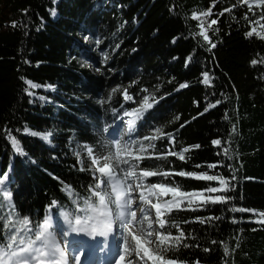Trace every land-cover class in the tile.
I'll use <instances>...</instances> for the list:
<instances>
[{"label": "trees", "instance_id": "16d2710c", "mask_svg": "<svg viewBox=\"0 0 264 264\" xmlns=\"http://www.w3.org/2000/svg\"><path fill=\"white\" fill-rule=\"evenodd\" d=\"M15 12L0 22V248L32 241L52 203L74 217L95 207V171L76 164L72 146L95 150L119 117L138 112L132 151L147 139L152 149L138 168L168 173L147 183L194 194L168 192L164 261L264 264V224L247 220V211H264V38L252 32L257 22L264 37V0H19ZM81 38L98 44L91 50ZM41 87L52 102L29 97ZM45 134L50 142L38 138ZM181 171L223 177L230 190L216 195L231 199L202 203L219 180Z\"/></svg>", "mask_w": 264, "mask_h": 264}, {"label": "rangeland", "instance_id": "374dc122", "mask_svg": "<svg viewBox=\"0 0 264 264\" xmlns=\"http://www.w3.org/2000/svg\"><path fill=\"white\" fill-rule=\"evenodd\" d=\"M56 1L52 0L53 3ZM18 2L19 0H0V22H5L16 16L15 10ZM192 17L200 21V16L195 15L194 17L192 15ZM253 29L252 32L257 37L264 38L257 22L254 23ZM81 40L86 41V44L92 47L91 50L98 44L96 40L86 38H81ZM105 59V57H101V60ZM79 63L91 72H96L86 61L80 59ZM41 90L44 93L29 92L31 95L29 93L28 95L42 103L52 102L53 98L47 93L52 94L53 90L49 87H41ZM121 97L123 100H127L125 99L126 95L122 94ZM137 115L138 112H134L119 117L113 127L104 133V140L95 150L85 144H73L72 146L70 155L75 158L76 164L89 163L95 171V189L89 191L97 200L95 207L89 206L86 212H80L78 217H74L73 212L69 210H63L54 215L48 208H45L42 214L43 222L41 221L43 224L41 223L42 226L39 225L36 229L33 244H28V246L16 243L8 245L7 248L1 247L0 264L21 262V253L26 250L30 251L34 259L41 260L39 257L41 256L40 250L43 253L46 252L42 245L45 244L46 236L42 235V230L46 233L43 227L47 226L49 215L52 218V231L47 237L53 239L52 243L50 241L51 246L49 248L62 251L67 264H79V258L83 251L80 244L68 248V245L73 243L71 240L73 230L76 228L77 231L87 232L101 222L107 227L112 223L113 228L109 231L114 230L112 233L116 239L117 248L114 254L117 256L108 264H169L164 261L165 243H163V235L159 230L158 212L161 213L163 208L170 205L172 195L162 192L159 182L152 185L148 184L146 179L149 178V173L138 168L137 158L150 157L152 149L151 140L147 139L145 145H139L135 153L132 151L134 139H129V135ZM31 133L30 135H32ZM158 134V131L152 133L154 137ZM42 137L43 135L38 136L43 142H47ZM168 144L170 145L169 141ZM151 172L156 173L155 176L160 175L161 181L168 179L164 175L165 172L160 170ZM5 175L0 178V184L6 183ZM212 187L220 188L217 185H209L202 190L206 193L203 197L217 196L216 193L219 191L215 193L207 191ZM196 199H202V196ZM157 205L160 206L159 209ZM247 213L251 215L247 218L250 222L259 225L264 224V211L249 210ZM94 245L97 247L94 248L95 250L93 249V257H95V252L103 246V242L99 240ZM35 247L39 249L36 250L37 252H33ZM100 251L102 253V250Z\"/></svg>", "mask_w": 264, "mask_h": 264}, {"label": "snow or ice", "instance_id": "6c2138e0", "mask_svg": "<svg viewBox=\"0 0 264 264\" xmlns=\"http://www.w3.org/2000/svg\"><path fill=\"white\" fill-rule=\"evenodd\" d=\"M244 2L245 3H247V0H244ZM225 11H230V9H225ZM207 14H211V11L209 10V13H207ZM53 15H55V12H53ZM194 15V17H195V14H193ZM221 15H223V13H221ZM217 23V21L216 20H212L211 21V24H216ZM16 25H15V23H13V27H15ZM253 31H255V29H253ZM201 35H203V37H204V40L205 41H208L209 40V37L207 36V35H204V33L203 32H201ZM248 35L249 36H251L252 35V32H249L248 33ZM211 47H216V45L213 43L212 45H211ZM190 59L191 58H189V61H190ZM252 63L253 64H255L256 63V61L254 60V61H252ZM98 71H99V69H97ZM208 73L207 72H205V73H203V76H204V81H203V83H205V84H207L209 81H208ZM25 83L26 84H28L30 87H32V88H35V87H37V85H35V84H32L31 83V81H25ZM187 85H184V84H182V85H180V87L181 88H183V87H186ZM26 91H27V89H26ZM30 95H31V93H29ZM41 99H44L43 97H41ZM125 99H131V97L130 96H126L125 97ZM145 102H147V97L145 98ZM218 103H220V101H217V104ZM147 107H151V105L150 104H147ZM211 107H215V105H211ZM208 109L206 108L205 109V111H207ZM177 119H178V117H177ZM25 131L27 132L28 130L27 129H25ZM157 131H159V129H157ZM32 135H37V133H35V132H33V133H31ZM45 141H47V142H50V134H45V135H43V137H42ZM12 143H13V147L17 150V151H20V145L19 144H17L16 143V141L13 139V141H12ZM213 143L214 144H216V145H219L220 143H221V141L220 140H215V141H213ZM194 147H199V145H196V146H194ZM187 151H189V149L188 148H185V149H183L180 153H179V158L181 159V160H184L186 157H185V155H184V153L185 152H187ZM172 155H176V153L175 152H172L171 153ZM197 167H199V165H197ZM210 167H215V165H212V166H210ZM156 173H149V175H155ZM176 175H179V176H188V177H192V178H195V179H206V180H210V181H212V180H219V182H220V185H221V187L218 189V188H215V187H212V188H209V189H207V191H210V192H213V193H215V192H217V191H223V192H227V191H229L230 189H229V185H228V182L223 178V177H217V176H213V175H206V174H204V175H200V174H196V173H191V172H183V171H181V172H177V173H175ZM164 175H168V173H164ZM0 187H2V185H0ZM159 187H160V189H161V191L162 192H164V193H168V192H171V193H173V194H175L176 196H179V197H185V198H187V197H191V196H193L194 194H192V193H185V192H181L180 190H179V188H166V187H162L161 185H159ZM201 196H202V200H201V202L202 203H208V202H211V203H226L229 199H231L230 197H227V196H215V197H203V194H201ZM189 203L191 204L192 203V201L191 200H189ZM177 207H178V205H177ZM157 208L159 209L160 208V206L159 205H157ZM233 211H246L245 209H232ZM169 211H170V209H169ZM159 215H160V211L158 212V217H159ZM211 219V218H210ZM160 224H159V227L161 228V229H163V228H165V225H166V221L164 220V219H160ZM233 222L235 223L236 221H235V219L233 220ZM178 227V226H177ZM184 237V233H183V231H181L180 232V236L179 237H177V238H175V244H179L180 243V241H181V239ZM213 243L215 244L216 242L215 241H213ZM185 247H188L189 245H184ZM205 251H208V249H205Z\"/></svg>", "mask_w": 264, "mask_h": 264}, {"label": "bare ground", "instance_id": "6f19581e", "mask_svg": "<svg viewBox=\"0 0 264 264\" xmlns=\"http://www.w3.org/2000/svg\"><path fill=\"white\" fill-rule=\"evenodd\" d=\"M99 222H101V221H99ZM76 227H79V226L76 225ZM45 228L43 227V229H45ZM112 228H113L112 223H110L109 226L107 227L103 224V222L96 225L92 230H90L91 232L88 230H87V232H85V231L80 232V231H77L75 228L73 230L71 240L77 241V242L74 244L72 243L71 245L69 244L68 248H70L71 246L73 247L74 245L77 246L78 244H80L82 246L81 249H83V253L84 254H90L91 250L93 249V245L95 243L99 242V240H101L103 242V247H104V250L102 251V253H103V256L106 257V256H108V254L110 252L109 249L111 248V237L114 236V233H112L114 230H112V232L109 231ZM88 232H90V233L88 234ZM42 235L46 236V240L44 241L45 244H42L43 247H45L46 252L43 253L42 250H40L39 254L41 256H39V257H41V260L34 259V257H32V255H31L30 251L26 250V251L21 253L20 259L22 261L16 262L15 264H66V260H65V257L63 256L62 251L54 250V249L52 250L51 247L49 248V246H51V243L53 242L52 238H48L49 237L48 235H50V234L49 233L46 234L42 230ZM50 241H51V243H50ZM114 243H116V242H114ZM114 246L116 247V244ZM40 247H42V246H40ZM56 254H58V255H56ZM113 255H114V252H113ZM79 261L82 262L81 261V255H80ZM111 261L112 260H110V262Z\"/></svg>", "mask_w": 264, "mask_h": 264}]
</instances>
